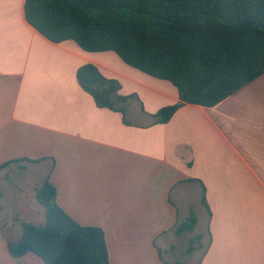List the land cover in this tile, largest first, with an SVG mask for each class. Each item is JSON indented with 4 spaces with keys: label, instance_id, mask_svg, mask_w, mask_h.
<instances>
[{
    "label": "crops",
    "instance_id": "obj_1",
    "mask_svg": "<svg viewBox=\"0 0 264 264\" xmlns=\"http://www.w3.org/2000/svg\"><path fill=\"white\" fill-rule=\"evenodd\" d=\"M25 2L0 0V264H44L12 257L8 242L22 239L26 196L47 180L69 216L104 230L110 264H264V74L156 124L179 102L170 82L115 52L48 40ZM86 64L120 82L125 116L80 87Z\"/></svg>",
    "mask_w": 264,
    "mask_h": 264
},
{
    "label": "trees",
    "instance_id": "obj_2",
    "mask_svg": "<svg viewBox=\"0 0 264 264\" xmlns=\"http://www.w3.org/2000/svg\"><path fill=\"white\" fill-rule=\"evenodd\" d=\"M25 18L54 43L115 52L128 66L170 82L179 102L160 109L156 124L185 104L214 107L264 74V0H26ZM76 78L99 108L126 115L131 97L120 94L119 81L94 64L80 67ZM56 198L49 180L37 189L45 222H23L22 239L8 242L10 255L33 253L44 264H110L104 230L79 224ZM195 223L193 217L181 230Z\"/></svg>",
    "mask_w": 264,
    "mask_h": 264
},
{
    "label": "rangeland",
    "instance_id": "obj_3",
    "mask_svg": "<svg viewBox=\"0 0 264 264\" xmlns=\"http://www.w3.org/2000/svg\"><path fill=\"white\" fill-rule=\"evenodd\" d=\"M26 198H28L29 200V203H28L29 211H28V215L26 212L24 213V216L26 215V218H24L22 222H29V223H34V224L44 223L45 222L44 211L36 199V194L35 195L28 194ZM18 214L22 215L23 212H20Z\"/></svg>",
    "mask_w": 264,
    "mask_h": 264
}]
</instances>
